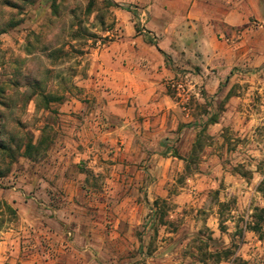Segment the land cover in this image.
I'll return each mask as SVG.
<instances>
[{
  "label": "rangeland",
  "instance_id": "374dc122",
  "mask_svg": "<svg viewBox=\"0 0 264 264\" xmlns=\"http://www.w3.org/2000/svg\"><path fill=\"white\" fill-rule=\"evenodd\" d=\"M127 13L120 0H0V241L21 195L73 216L46 246L58 264H264V19L248 24L261 50L211 93L198 67L179 70L194 88L183 106L168 91L190 119L173 135H71L70 117L94 107L81 86L92 51Z\"/></svg>",
  "mask_w": 264,
  "mask_h": 264
},
{
  "label": "crops",
  "instance_id": "0c3cea01",
  "mask_svg": "<svg viewBox=\"0 0 264 264\" xmlns=\"http://www.w3.org/2000/svg\"><path fill=\"white\" fill-rule=\"evenodd\" d=\"M120 1L135 5L139 15H121L117 41L92 51L88 78L81 86L94 107L77 112L82 107H73L71 135L109 132L128 139V146L144 136L173 135L190 119L169 94L167 79L198 67L195 82L204 80L211 93L237 76L234 67L261 50V30H249L248 24L264 19V0ZM14 198L19 223L0 241V264H58L55 249L46 246L58 240V229L72 234L73 225L68 224L73 216L60 223L58 210L28 209L25 201L20 204L21 195ZM42 212L54 213L57 219ZM20 234L27 243L22 254Z\"/></svg>",
  "mask_w": 264,
  "mask_h": 264
},
{
  "label": "built area",
  "instance_id": "2783aa9c",
  "mask_svg": "<svg viewBox=\"0 0 264 264\" xmlns=\"http://www.w3.org/2000/svg\"><path fill=\"white\" fill-rule=\"evenodd\" d=\"M165 86L168 90L175 93L182 106L187 104L190 99V93L194 88L190 74H178L173 78L167 79Z\"/></svg>",
  "mask_w": 264,
  "mask_h": 264
},
{
  "label": "trees",
  "instance_id": "16d2710c",
  "mask_svg": "<svg viewBox=\"0 0 264 264\" xmlns=\"http://www.w3.org/2000/svg\"><path fill=\"white\" fill-rule=\"evenodd\" d=\"M113 5H114V3H112ZM60 100V98H58V101ZM34 147H32V145H27L26 146V149H25V155L26 156H30V154H31V151H33L34 149H33ZM260 191L264 194V187H262V188H260ZM264 211L263 210H260V213H263ZM261 217L259 216V219H260Z\"/></svg>",
  "mask_w": 264,
  "mask_h": 264
}]
</instances>
